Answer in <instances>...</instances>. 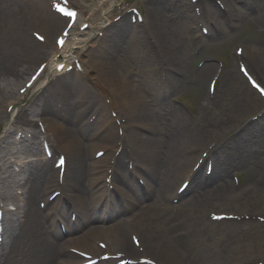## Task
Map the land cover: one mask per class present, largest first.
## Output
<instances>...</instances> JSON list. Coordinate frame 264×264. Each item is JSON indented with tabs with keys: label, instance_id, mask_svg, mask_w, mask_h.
<instances>
[{
	"label": "bare ground",
	"instance_id": "obj_1",
	"mask_svg": "<svg viewBox=\"0 0 264 264\" xmlns=\"http://www.w3.org/2000/svg\"><path fill=\"white\" fill-rule=\"evenodd\" d=\"M76 1L86 15L78 13L58 50L53 40L67 21L51 10L49 0H0V121L6 122L0 135V200L14 207L3 212L0 264H72L77 257L68 248L92 257L103 253L93 240L104 243L107 253L156 264H264V252H257L264 231L252 252L238 240L254 218L264 220V179L257 174L264 160V102L237 73L241 61L264 82V42L244 45L241 58H231L220 75L223 88L213 97L203 95L198 112L187 117L170 99L187 90L192 41L206 42L197 35L194 4L146 0L140 25L125 16L111 21L110 10L123 0ZM215 1L195 4L209 38H238L226 25L253 4L252 22L264 31V0H218L224 10ZM136 3L131 0V7ZM83 24L88 27L81 32ZM34 29L44 44L29 39ZM39 63L50 71L34 96L16 107L20 85ZM68 66L71 72L65 71ZM211 70L214 76L216 66L207 62L192 73L201 83ZM170 112L180 119L166 117ZM43 141L51 154L65 155L61 185ZM98 150L105 154L96 160ZM234 166L249 174L240 189L225 183ZM185 180L178 198L191 195L170 204ZM52 189L60 195L48 202ZM210 213L235 218L212 222ZM120 214L129 216L118 219ZM131 234L138 236L142 252Z\"/></svg>",
	"mask_w": 264,
	"mask_h": 264
},
{
	"label": "rangeland",
	"instance_id": "obj_2",
	"mask_svg": "<svg viewBox=\"0 0 264 264\" xmlns=\"http://www.w3.org/2000/svg\"><path fill=\"white\" fill-rule=\"evenodd\" d=\"M70 1V5L74 8H76L79 11H83V13H86L84 10H81V6L80 4H78V2L76 0H69ZM145 1L146 0H137L136 3V7L139 9V11L142 13L143 18L145 19ZM131 2L130 0H123L121 3V6H117V7H113L112 10H110V14L109 17L111 19H114L116 16L121 15L124 11H126L128 8L131 7ZM257 7V4H253L251 5L250 8H248L247 10L244 11V13L242 14L241 18L238 20H234L232 22V26L233 27H237V33H238V38H224L223 41L222 40H208L210 42H207L205 48L198 54L197 57H194L193 60L191 61L190 65H189V72H190V76L189 80L186 83V89L183 92L181 91V93L177 96V98H173V99H177L178 101L186 104V106L189 108V110L192 113H197L198 112V107L199 104L201 103V98L203 95L206 94V83L208 81V78L210 76V74L212 73V70L210 71L209 75H207V77L204 79L203 82H199L197 80V78L195 77V75L192 73V70L195 69L196 65L201 62V61H206V62H211L212 64L216 65V61L220 60L225 64V68L227 66V62H230V59L233 56V48L235 45H246L248 47L254 48L255 45H257L259 42L263 44L264 42V31L262 28H258V26H256V24L254 22H252V18L250 17L251 14L253 13V8ZM86 15V14H84ZM128 17V16H127ZM34 32H39L37 29H34ZM236 33V34H237ZM29 39H31L32 41L36 42L34 40V38L32 37L31 34H29ZM218 44H217V43ZM200 46V45H199ZM198 44H196L195 42L192 43V45L190 46L189 49L192 50H197L199 49ZM214 68V67H213ZM224 68V69H225ZM253 75V74H252ZM256 79V75H253ZM45 77H43L44 79ZM259 78V77H258ZM42 79V80H43ZM259 81V80H258ZM260 82V81H259ZM262 82V81H261ZM260 82V83H261ZM88 86H90V84L88 82H85ZM219 89L221 90V87L224 86L222 77H220L219 79ZM264 84V82H262ZM37 88V87H36ZM223 88V87H222ZM36 89L30 91L27 95L23 96L22 101L19 103V106H23L26 102H28L32 97H33V92ZM219 94V93H218ZM172 99V100H173ZM177 107H180L177 103H174ZM173 115V114H171ZM36 117H33L32 120H34ZM173 118H176V115H174ZM3 129V125L0 124V135H1V131ZM14 171H16V167H13ZM232 172H235L236 174H238L240 176L241 179V184L239 186V188H242V186L247 182L248 179V172L246 170H244L243 168H239V167H232L230 168ZM257 174H259V176L264 179V160L260 161L258 163V167H257ZM16 193H19V191L15 190ZM191 195V193H188L183 199L182 201H184L185 199H187L189 196ZM11 211L14 212V207H10ZM124 214H120L118 216V218H124ZM111 223V222H110ZM110 223H102L103 225H108ZM102 224H96L97 226H102ZM261 231H264V225L261 224L260 222H256L252 223V225H247L244 228V231L240 234L241 237L240 239L238 238V240L242 243V245L247 246V247H251V251H254L253 248H255L259 243H262L261 238ZM81 232H84V230H82ZM248 248L245 247L246 253L249 252L247 251ZM257 252H260L261 254L264 252V244H261V248L260 250H258ZM38 264V263H37Z\"/></svg>",
	"mask_w": 264,
	"mask_h": 264
},
{
	"label": "snow or ice",
	"instance_id": "obj_3",
	"mask_svg": "<svg viewBox=\"0 0 264 264\" xmlns=\"http://www.w3.org/2000/svg\"><path fill=\"white\" fill-rule=\"evenodd\" d=\"M57 11L60 12V13H62V14H64L67 18H74L76 16V13L75 12H71V11H67L66 12L63 7L57 8ZM65 34H67V33H65ZM38 39H43V37H39L38 36ZM56 43H58L60 45H63L64 41L61 39V40L56 41ZM253 87H258V86L256 84H253ZM262 94H264V93H262ZM99 155H103V153H99ZM64 163H65L64 158L61 157L59 159V161H58V166L59 167H63L64 166ZM133 239H135V238H133ZM105 259H108V257H105Z\"/></svg>",
	"mask_w": 264,
	"mask_h": 264
}]
</instances>
